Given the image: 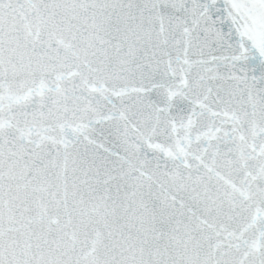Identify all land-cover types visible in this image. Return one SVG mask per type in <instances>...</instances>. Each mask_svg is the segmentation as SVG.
I'll return each mask as SVG.
<instances>
[{
    "label": "snow or ice",
    "instance_id": "6c2138e0",
    "mask_svg": "<svg viewBox=\"0 0 264 264\" xmlns=\"http://www.w3.org/2000/svg\"><path fill=\"white\" fill-rule=\"evenodd\" d=\"M0 264H264V0H0Z\"/></svg>",
    "mask_w": 264,
    "mask_h": 264
}]
</instances>
